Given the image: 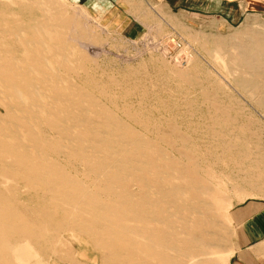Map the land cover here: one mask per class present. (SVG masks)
Instances as JSON below:
<instances>
[{
  "label": "rangeland",
  "instance_id": "1",
  "mask_svg": "<svg viewBox=\"0 0 264 264\" xmlns=\"http://www.w3.org/2000/svg\"><path fill=\"white\" fill-rule=\"evenodd\" d=\"M36 19L50 23L44 31L53 42L47 65L75 93L68 97L69 107L79 97L71 112L80 109L74 116L89 121V129L65 135L46 113L42 125L36 119L37 103L48 110L52 104L46 89L39 97L22 87V61L30 63L33 52L20 42L30 38L27 29ZM25 27L18 37V28ZM36 70L31 73L39 79ZM90 127L105 132L99 144L116 146L115 153L103 151L99 159L114 153L124 162L148 161L167 172V165L159 164L165 157L190 176L191 156L201 161L205 176L224 183L228 189L209 197L207 216L218 219L221 237L215 236L207 258L230 264L236 251L232 209L248 199H264V194L233 187L243 167L264 169V17L248 16L231 27L153 0H123L120 11L105 18L69 0H0V264H114L112 247L101 246L108 236L92 234L86 222L70 216L39 162L50 156L62 164L66 177L74 174L75 181L97 190L99 183L86 168L97 169L99 163L84 164L80 158L86 151L97 155V145L86 144L83 152L82 142L66 141L89 139ZM144 145L147 153L140 151ZM66 146L67 158L62 154ZM105 179L118 185V194L144 195L112 169Z\"/></svg>",
  "mask_w": 264,
  "mask_h": 264
},
{
  "label": "bare ground",
  "instance_id": "2",
  "mask_svg": "<svg viewBox=\"0 0 264 264\" xmlns=\"http://www.w3.org/2000/svg\"><path fill=\"white\" fill-rule=\"evenodd\" d=\"M41 20H34V24L27 29H31L32 32L30 38L22 43L20 42V45L26 48L25 51L33 52L30 63H27L25 59L22 61L23 64H26L24 71L21 69L24 78L22 87L24 86L29 90L33 96L39 97L42 89L47 90V95L52 100L51 107L48 105L50 107L48 110L46 104V108H44L42 104L37 103L36 119L40 124L43 123L44 120L41 114L46 113L52 119L50 123H52L54 129L56 128L60 133L68 135L70 131L75 129H82L84 126V128H88L87 124L89 121L85 118L81 119L83 116H80L81 118L74 116L80 109L74 112L76 114L72 115L71 107L74 105L75 108V103L79 104V97L78 101L74 102L73 100L74 103L69 107L71 102H69L70 98L68 100V97L75 93L73 91V93L70 92V88H67V86H63L60 83L61 79L57 77L59 74H55L47 65L51 62L47 48L49 46L53 47V42H50V39L44 33L45 30L51 28L50 23H47V20ZM26 28H18V37H22L23 29L25 30ZM35 46H39L42 49L40 48L41 50L36 52L33 49ZM33 69L39 71L41 78L33 77L31 73ZM46 75L49 78H43ZM38 82L41 84L40 90L37 89ZM8 89L10 90V88ZM55 92L58 93L55 95ZM51 94H54V96ZM57 120H60V124L54 123ZM71 120H74V123H70ZM31 121L33 122V120ZM33 123L36 125L35 121ZM13 125L15 126V124ZM88 125L91 126L90 123ZM91 131L92 136L87 140L82 139L84 137L82 136L76 142L79 139L76 136L77 138L67 137L66 141L73 146L74 143L80 144L82 142L83 147L80 146L83 148V152L86 149V144L88 146L90 143L92 146L94 144L97 145V152L93 151L98 153L97 155H90L91 153L87 151V153L84 152L85 154L80 155L81 161L86 164L93 161L99 163V168L97 169L86 166V173L92 175L91 177H94L99 183L97 190H90L83 184L84 181H75L74 174L66 177L62 172V168H64L62 164L57 160H52L50 156L41 158L39 162L40 167L44 170L46 182L52 185L54 190L60 191L62 197L65 198L70 216L86 222V228L92 234L108 236L107 242L105 244L101 243V246L107 250L112 247L113 250L110 253L111 261L114 264H214L207 257L210 250L214 248L212 242L215 236L219 235L217 232L220 230V224L217 218L207 216L208 211L212 208L209 197L217 196L219 190L223 189L225 191L228 189L227 186L222 182H214L213 179L205 176L201 161L191 156L188 157L187 166L188 172L192 173L190 176L183 172V169L177 168L174 164L171 165L168 157V159L164 157L159 160V164L167 165L166 167L169 168L167 172L161 169L160 165L154 167L148 161H138L139 165H134L128 160L124 162L119 155L114 154L115 143L99 144L100 139H102L100 136L104 135L105 132L102 133L95 128ZM15 134L20 136L21 131ZM78 144H75V146H78ZM89 148H91V145ZM229 148H232V146ZM28 149L30 150L29 147ZM66 149L69 148L66 146L62 152L65 158L69 156V152L65 151ZM108 150H114V157L104 158L105 160L100 157V160L98 155ZM77 151L81 152L82 150L78 149ZM140 151L148 152L145 145L142 146ZM134 152L137 151H131V153ZM144 153L143 156L146 155ZM170 155L172 156V154ZM156 157L158 158V156ZM239 163L241 162L239 161ZM111 169L118 178L133 183L139 189H143L144 195H139L136 191L134 193L118 194L121 193V191L118 192L119 189H117L118 193L116 192L118 185L116 187L112 182L105 179L107 172ZM238 178L240 181L236 180V184L233 187L239 191L248 189L254 194H264V169H259L258 165L250 164L247 168L243 167L241 174L240 172L238 173ZM37 187L39 186L37 185ZM103 200H106V203H102L101 201ZM219 237L221 236L219 235Z\"/></svg>",
  "mask_w": 264,
  "mask_h": 264
},
{
  "label": "crops",
  "instance_id": "3",
  "mask_svg": "<svg viewBox=\"0 0 264 264\" xmlns=\"http://www.w3.org/2000/svg\"><path fill=\"white\" fill-rule=\"evenodd\" d=\"M100 17L116 15L123 0H69ZM198 18L235 26L248 16L264 17V0H153ZM236 251L230 264H264V199H248L234 207Z\"/></svg>",
  "mask_w": 264,
  "mask_h": 264
},
{
  "label": "built area",
  "instance_id": "4",
  "mask_svg": "<svg viewBox=\"0 0 264 264\" xmlns=\"http://www.w3.org/2000/svg\"><path fill=\"white\" fill-rule=\"evenodd\" d=\"M181 48H182V44L181 43L175 44V50H179Z\"/></svg>",
  "mask_w": 264,
  "mask_h": 264
}]
</instances>
